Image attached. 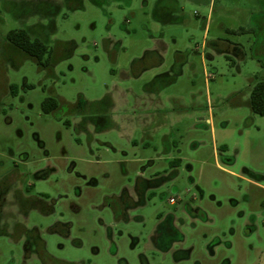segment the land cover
I'll list each match as a JSON object with an SVG mask.
<instances>
[{"label":"rangeland","instance_id":"rangeland-1","mask_svg":"<svg viewBox=\"0 0 264 264\" xmlns=\"http://www.w3.org/2000/svg\"><path fill=\"white\" fill-rule=\"evenodd\" d=\"M256 77L264 0H0V264H264Z\"/></svg>","mask_w":264,"mask_h":264},{"label":"trees","instance_id":"trees-1","mask_svg":"<svg viewBox=\"0 0 264 264\" xmlns=\"http://www.w3.org/2000/svg\"><path fill=\"white\" fill-rule=\"evenodd\" d=\"M7 40L33 58L40 67H48L51 49L43 40L32 37L24 29L10 31ZM10 90L11 94L15 95L16 87L11 86ZM250 106L253 113L264 116V78H255L250 93ZM58 108V101L52 97L42 103V110L47 115L55 113Z\"/></svg>","mask_w":264,"mask_h":264},{"label":"crops","instance_id":"crops-1","mask_svg":"<svg viewBox=\"0 0 264 264\" xmlns=\"http://www.w3.org/2000/svg\"><path fill=\"white\" fill-rule=\"evenodd\" d=\"M161 54L162 53L158 49H153L152 51H146V53L144 54V57L134 63L132 70H131L133 77H140L145 71H147L152 66V65H148L146 67V65H145L141 68H136V65L138 63H140V61H145L146 58H154L155 59L154 62H156L155 65H160L162 62ZM128 76H130V75L128 74ZM166 76H168V75H166V74L165 75H159L156 78L157 79H163Z\"/></svg>","mask_w":264,"mask_h":264},{"label":"built area","instance_id":"built-area-1","mask_svg":"<svg viewBox=\"0 0 264 264\" xmlns=\"http://www.w3.org/2000/svg\"><path fill=\"white\" fill-rule=\"evenodd\" d=\"M171 202H174V200H173V199H171Z\"/></svg>","mask_w":264,"mask_h":264}]
</instances>
